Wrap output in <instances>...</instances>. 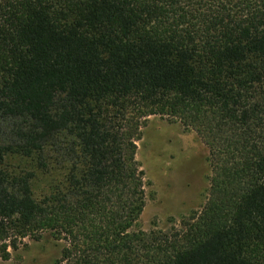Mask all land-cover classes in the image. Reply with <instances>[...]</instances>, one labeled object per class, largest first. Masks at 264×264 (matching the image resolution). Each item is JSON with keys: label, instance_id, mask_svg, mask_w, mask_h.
<instances>
[{"label": "trees", "instance_id": "16d2710c", "mask_svg": "<svg viewBox=\"0 0 264 264\" xmlns=\"http://www.w3.org/2000/svg\"><path fill=\"white\" fill-rule=\"evenodd\" d=\"M149 115L208 150L167 229L136 227ZM43 230L57 264H264V0H0V256Z\"/></svg>", "mask_w": 264, "mask_h": 264}, {"label": "rangeland", "instance_id": "374dc122", "mask_svg": "<svg viewBox=\"0 0 264 264\" xmlns=\"http://www.w3.org/2000/svg\"><path fill=\"white\" fill-rule=\"evenodd\" d=\"M208 150L195 131L159 115H149L136 140L135 158L143 170L145 205L136 227L169 228L198 209L208 187ZM17 165L18 161H13ZM43 181L33 186L39 191ZM64 241L43 230L19 238L0 264H57Z\"/></svg>", "mask_w": 264, "mask_h": 264}]
</instances>
